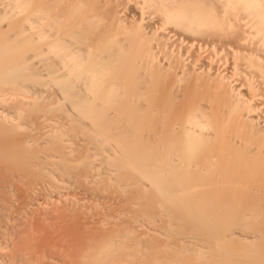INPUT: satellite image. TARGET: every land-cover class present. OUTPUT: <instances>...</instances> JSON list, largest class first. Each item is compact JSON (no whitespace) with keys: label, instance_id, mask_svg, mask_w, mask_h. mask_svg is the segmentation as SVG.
<instances>
[{"label":"bare ground","instance_id":"obj_1","mask_svg":"<svg viewBox=\"0 0 264 264\" xmlns=\"http://www.w3.org/2000/svg\"><path fill=\"white\" fill-rule=\"evenodd\" d=\"M0 264H264V0H0Z\"/></svg>","mask_w":264,"mask_h":264}]
</instances>
